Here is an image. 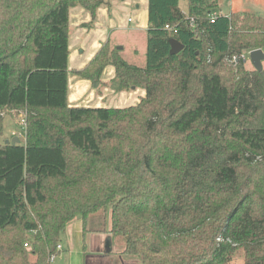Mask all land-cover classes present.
Returning a JSON list of instances; mask_svg holds the SVG:
<instances>
[{"label":"trees","instance_id":"16d2710c","mask_svg":"<svg viewBox=\"0 0 264 264\" xmlns=\"http://www.w3.org/2000/svg\"><path fill=\"white\" fill-rule=\"evenodd\" d=\"M107 1L0 0V112L26 114L25 140L0 144V264H51L76 218L138 264H264V61L230 62L263 49L264 18L148 0L142 65L106 43L69 71L70 9L94 21ZM108 66L144 97L69 106V74L96 89Z\"/></svg>","mask_w":264,"mask_h":264},{"label":"crops","instance_id":"0c3cea01","mask_svg":"<svg viewBox=\"0 0 264 264\" xmlns=\"http://www.w3.org/2000/svg\"><path fill=\"white\" fill-rule=\"evenodd\" d=\"M259 1L264 4V0ZM242 12L245 11L237 8L236 5H232L227 13L219 11L225 16ZM68 20L69 71L84 69L106 43L120 49L123 58L127 56L132 63L138 58H140V63L137 65L144 63L148 27V0H108L106 4L96 9L94 21H91L90 13L84 8L73 7L69 11ZM114 76V68L106 67L101 75L102 85L95 89L89 81L69 74L68 105L72 107L124 108L136 105L144 97L145 92L142 89H132L121 93L114 92L109 86ZM73 221L64 232L66 241H69L68 237L72 235H67L70 233H67V229ZM78 221L80 226L76 233L79 232L82 241V264H138L136 260L121 254L123 245L117 243L116 238L110 236L109 233L83 234L81 222L79 219ZM86 240H88L87 246ZM114 240L117 243L115 252L119 255V259L112 262L107 256L113 253ZM107 241L110 249L105 251L104 245L106 246ZM85 247L87 250H84ZM62 249L61 247L60 251Z\"/></svg>","mask_w":264,"mask_h":264},{"label":"rangeland","instance_id":"374dc122","mask_svg":"<svg viewBox=\"0 0 264 264\" xmlns=\"http://www.w3.org/2000/svg\"><path fill=\"white\" fill-rule=\"evenodd\" d=\"M184 7V4H182ZM232 5H236L237 8L242 9V11L249 12L261 17H264V4L259 0H219V11L227 13L230 11ZM240 5V6H239ZM129 62L130 59L124 56ZM135 64L140 63V58L134 61ZM250 62H247V67H250ZM25 124H26V114L22 110H11V111H1L0 112V126L4 129L3 134L0 136V144L5 142H10L14 137H18L19 141L25 140ZM78 218L73 221V223L67 229V235L72 234L68 237L69 241L65 240L63 234L61 243L62 251H59L51 261V264H82V244L80 234L76 233L79 227ZM81 231V230H80ZM87 239V238H86ZM116 241L119 244H123V239L121 237H116ZM115 241V240H114ZM113 244V253L107 256L109 261H117L119 255L116 254L117 243ZM88 245V240H86V246ZM105 251L106 246L104 245ZM84 250H87L85 247ZM89 255V254H88ZM105 258V259H107Z\"/></svg>","mask_w":264,"mask_h":264},{"label":"water","instance_id":"95a60500","mask_svg":"<svg viewBox=\"0 0 264 264\" xmlns=\"http://www.w3.org/2000/svg\"><path fill=\"white\" fill-rule=\"evenodd\" d=\"M169 45H170V50H169L170 55H176L183 49V46L175 40H170ZM249 61H250L251 66L256 71H258V72L262 71V62L264 61L263 51L261 49L250 51L249 52ZM17 143H19L18 137H14L10 141L11 145H15ZM109 249H110V246H109V242L107 241L106 242V250L108 251Z\"/></svg>","mask_w":264,"mask_h":264},{"label":"built area","instance_id":"2783aa9c","mask_svg":"<svg viewBox=\"0 0 264 264\" xmlns=\"http://www.w3.org/2000/svg\"><path fill=\"white\" fill-rule=\"evenodd\" d=\"M213 17H214V16L212 15V17H211V22H213ZM166 28L169 29L168 27H166ZM261 50H262L263 53H264V47H263V49H261ZM238 60H241V61H243V62H248V61H249V51H248V52H245V53H242V54L239 55V56L232 57L230 62H237ZM249 62H250V61H249ZM57 250H58V251L61 250V246H60V245L57 246Z\"/></svg>","mask_w":264,"mask_h":264}]
</instances>
